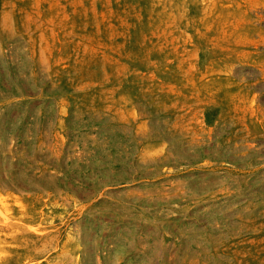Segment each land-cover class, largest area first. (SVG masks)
Here are the masks:
<instances>
[{"label":"rangeland","instance_id":"1","mask_svg":"<svg viewBox=\"0 0 264 264\" xmlns=\"http://www.w3.org/2000/svg\"><path fill=\"white\" fill-rule=\"evenodd\" d=\"M0 264H264V0H0Z\"/></svg>","mask_w":264,"mask_h":264}]
</instances>
